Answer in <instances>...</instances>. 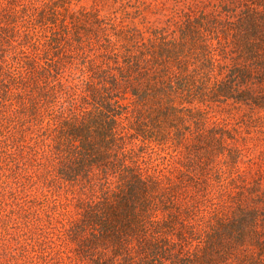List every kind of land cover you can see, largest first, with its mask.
<instances>
[{
    "label": "trees",
    "instance_id": "trees-1",
    "mask_svg": "<svg viewBox=\"0 0 264 264\" xmlns=\"http://www.w3.org/2000/svg\"><path fill=\"white\" fill-rule=\"evenodd\" d=\"M0 264H264V0H0Z\"/></svg>",
    "mask_w": 264,
    "mask_h": 264
}]
</instances>
